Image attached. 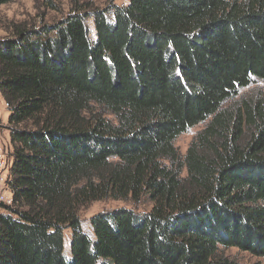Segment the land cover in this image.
Masks as SVG:
<instances>
[{
	"label": "trees",
	"instance_id": "16d2710c",
	"mask_svg": "<svg viewBox=\"0 0 264 264\" xmlns=\"http://www.w3.org/2000/svg\"><path fill=\"white\" fill-rule=\"evenodd\" d=\"M127 1H76L0 40L13 159L0 264L264 258V93L242 95L264 83V0ZM200 125L183 155L176 141ZM143 198L149 212L98 213L84 231L82 207Z\"/></svg>",
	"mask_w": 264,
	"mask_h": 264
},
{
	"label": "rangeland",
	"instance_id": "374dc122",
	"mask_svg": "<svg viewBox=\"0 0 264 264\" xmlns=\"http://www.w3.org/2000/svg\"><path fill=\"white\" fill-rule=\"evenodd\" d=\"M79 5H83L86 9L89 7L103 9L112 4L126 5L127 0H76ZM75 0H12L6 5L0 6V40L11 36L13 30V24L26 23L34 27L41 25H53L57 24L65 17L74 12ZM78 5V7H79ZM92 26V22H90ZM258 92L264 93V83H258L252 86L250 89L242 91V95L256 94ZM1 94V93H0ZM4 99V98H3ZM5 100V99H4ZM4 131L2 136L8 154V166L9 170L13 165V159L11 156V144L9 132L5 129L8 125L10 117V111L2 106ZM202 125L189 130L187 133L181 135L176 141V147L185 155L187 149L195 137V135L202 129ZM186 173H184L185 175ZM5 193L10 196V191L7 186L4 188ZM4 204V202H1ZM6 204V203H5ZM118 208L132 209L137 213L144 214L151 210L152 204L147 198H143L141 202L135 203L132 201H113L103 200L90 203L80 209L79 215L82 221L83 229L91 237H94V233L91 228V218L98 213L109 212ZM3 210L0 208V213ZM65 256L71 257V243H72V231L67 229L65 232ZM226 256L236 259L243 264H251L259 262L264 264V258H256L246 252H240L236 249H230L224 251Z\"/></svg>",
	"mask_w": 264,
	"mask_h": 264
},
{
	"label": "built area",
	"instance_id": "2783aa9c",
	"mask_svg": "<svg viewBox=\"0 0 264 264\" xmlns=\"http://www.w3.org/2000/svg\"><path fill=\"white\" fill-rule=\"evenodd\" d=\"M3 95L0 94V203L4 202L6 204H11V196H12V188L8 183V178L10 174L9 166H8V154L6 152V147L4 144V139L2 136L4 122H3V114H2V106L5 105V108L9 109V104L6 100L3 99ZM5 186L8 187L10 191V196H8L4 188Z\"/></svg>",
	"mask_w": 264,
	"mask_h": 264
}]
</instances>
